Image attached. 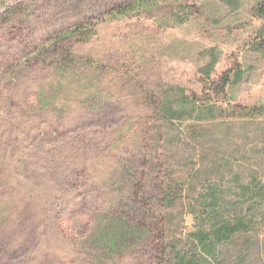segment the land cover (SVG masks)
<instances>
[{"label":"rangeland","instance_id":"rangeland-1","mask_svg":"<svg viewBox=\"0 0 264 264\" xmlns=\"http://www.w3.org/2000/svg\"><path fill=\"white\" fill-rule=\"evenodd\" d=\"M261 1L0 0V264H166L196 228L195 189L164 203L174 174L264 181ZM212 50L213 81L241 75L224 120L204 149L188 135L168 149L148 100L166 86L201 95ZM251 240L241 264H264V234ZM235 248L224 264H239Z\"/></svg>","mask_w":264,"mask_h":264},{"label":"trees","instance_id":"trees-1","mask_svg":"<svg viewBox=\"0 0 264 264\" xmlns=\"http://www.w3.org/2000/svg\"><path fill=\"white\" fill-rule=\"evenodd\" d=\"M188 10L190 7H184L183 12H180L182 16L173 15V20L178 26L189 21L192 13H188ZM255 11L256 17L263 24L254 49L257 52H264V0L258 3ZM81 30L83 29L78 30L79 40L83 43L88 42L92 33H84ZM207 55L209 61L200 70L204 76V84L208 86L202 90V96L197 92L188 93L179 86H166L159 99L148 100L150 107L164 124L166 134L164 137L168 149L176 147L179 135L191 136L190 138H194L198 145L197 150L204 149L206 143H199L197 140L207 136L210 124L224 120V111L218 107L219 100L226 95L228 88L240 80L241 75L231 77V73L228 72L217 82L213 81L212 74L218 64V57L213 50ZM171 132L177 135L170 136ZM182 179L184 178L174 174L172 180L166 182L163 200L168 208L172 209L179 199L178 195L174 196L173 189L179 190L180 196H184L187 189H195L194 197L187 207L189 214L194 218L196 228L194 232L188 234L190 243L188 250L175 251L166 264H224L232 258L228 251L231 245L236 247L233 258L241 264L246 258L247 249L251 248L247 242H252V238H259L264 234V181L250 175L247 183H241L240 176L231 183H225L222 179H212L209 176L200 187H192V181L186 183ZM240 236H250L251 239L238 245L236 240Z\"/></svg>","mask_w":264,"mask_h":264}]
</instances>
